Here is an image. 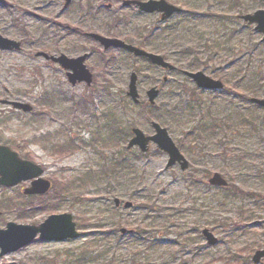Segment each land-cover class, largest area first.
<instances>
[{
	"label": "rangeland",
	"instance_id": "1",
	"mask_svg": "<svg viewBox=\"0 0 264 264\" xmlns=\"http://www.w3.org/2000/svg\"><path fill=\"white\" fill-rule=\"evenodd\" d=\"M122 1L0 0V33L22 42L19 51L0 49L2 140L44 166L52 187L56 179L104 170L80 200L56 197L50 200L55 207L25 198L18 186L0 190V205L8 208L1 227L8 221L37 225L51 214L71 212L80 232L63 241L36 238L1 257L0 264H65L84 250L96 255L81 264H256L255 252L264 249V108L243 94L255 90L258 95L250 96L264 99V41L242 16L264 9L263 0H167L182 12L166 20ZM84 32L133 44L153 40L156 50L147 49L177 68L104 49ZM40 51L88 53L93 83L72 85L67 71L38 56ZM186 71H203L222 80L224 88H198ZM133 72L144 104L149 88L159 90L151 114L125 105ZM198 93L201 106L191 117L186 108ZM8 101L27 102L33 110H17ZM204 119L210 131L196 138L198 131L190 128ZM113 121L147 135L154 134L152 121H157L188 159V169L166 168L168 155L153 143L139 158L134 157L138 147L123 152L127 143L111 137ZM67 140L74 147L57 156L52 144ZM126 151L131 166L109 172ZM216 172L227 186L210 183ZM126 202L132 206L126 208ZM123 228L143 233L142 239L121 234ZM204 229L217 244H208ZM154 234L161 246L149 247Z\"/></svg>",
	"mask_w": 264,
	"mask_h": 264
},
{
	"label": "water",
	"instance_id": "2",
	"mask_svg": "<svg viewBox=\"0 0 264 264\" xmlns=\"http://www.w3.org/2000/svg\"><path fill=\"white\" fill-rule=\"evenodd\" d=\"M72 0H65V4H70ZM264 1V0H263ZM111 3L107 4L111 7ZM124 6L136 5L142 12L145 13H161V19L166 20L174 14L182 11L181 7L174 5L167 0H124ZM242 18L250 24H256V30L263 34L264 41V9H259L252 14H245ZM89 36L103 45L105 49L118 48L125 49L133 53L136 57H145L151 63L161 66L171 71L176 69V66L166 61L165 58L155 52L145 50L135 44L128 43L118 37L104 36L99 33L90 32ZM22 42L11 39L0 33V49L2 50H20ZM38 56H43L47 60H51L59 64L67 70V76L72 85L80 82L92 84L93 73L85 64L88 53L77 57H69L64 53L59 55L49 54L47 52H38ZM185 74L192 78L199 88L218 90L224 88V83L219 79H214L203 71H186ZM138 76L135 72L131 74L128 95L135 103L140 102V93L137 87ZM149 102L155 103L159 95V90L156 86L151 87L147 91ZM251 100L264 108V99L253 97ZM6 102V101H5ZM16 109L25 112H31L33 106L27 102L9 101ZM152 126L155 129L153 135H146L140 128H133L134 135L128 143V148L138 146L141 151L146 152L150 148V142L157 144V147L168 155L166 168L180 165L182 170L189 167V161L177 146L173 138L170 136L167 128L160 123L153 121ZM45 169L28 159H22L17 152L9 146L0 144V184L6 186H14L22 181L33 180L32 185L25 189L26 194H44L51 189L52 182L44 177ZM210 183L216 186H227L228 181L225 180L218 172L210 178ZM116 205H120V200H115ZM131 202H126L125 207H131ZM1 213V212H0ZM123 233L133 232V230L121 229ZM207 239L208 244L215 245L218 239L210 232L209 229L202 231ZM80 232L77 228V223L74 221L71 212H62L49 215L40 224H23L14 221H9L5 228H0V257L11 252L18 251L29 243L33 242L37 237L46 241H63L67 239L78 238ZM264 258V249H259L253 256V262L258 264Z\"/></svg>",
	"mask_w": 264,
	"mask_h": 264
},
{
	"label": "trees",
	"instance_id": "3",
	"mask_svg": "<svg viewBox=\"0 0 264 264\" xmlns=\"http://www.w3.org/2000/svg\"><path fill=\"white\" fill-rule=\"evenodd\" d=\"M127 21V20H125ZM147 40L145 37L144 39H142V41L138 42L137 45L143 47V48H147V46L149 48H151V50H156L155 45H154V41ZM250 94H255L258 95L257 91L252 90L250 92H248L247 94H243L245 95L244 98L246 100H248L249 98H251ZM199 95V96H198ZM198 96L196 98H193L190 102H189V107L187 106V110H189L190 116L193 117L196 115V109L198 106V104H201V99L199 100V98L201 97V93H198ZM125 98V105H129V106H135L136 104H134L133 102H131L130 98L127 96V94H125L124 96ZM198 98V99H197ZM131 104V105H130ZM139 108L141 109L139 113L142 114H151L152 111L154 110V106L144 103H140ZM199 109V108H198ZM195 110V111H194ZM181 113V112H180ZM179 115V114H177ZM203 116L208 117V114H204ZM195 118V117H194ZM215 125V124H214ZM213 125V129H216L217 126ZM198 131V135H194V137H199V135H202L204 133H207L208 131H210V128L207 126V121L204 119L201 122H199V124L197 123L196 126H193L190 128V130L193 132H195L196 130ZM110 131H111V137H113L116 141H123V142H128V138L132 135V131L129 127L124 128L121 127L119 125V123L117 121H113V123L110 125ZM50 137V136H49ZM119 143V142H116ZM75 145V142L73 140H67L64 142H54L52 144V147L54 149V153L57 154V156L60 155H64L65 152L71 150ZM127 150V147H125L124 150H122L123 152ZM126 155L122 158H120L119 162L114 163V166H112L111 169H109L110 171H113V173L116 172V169H118L119 173L122 171H125L126 169H128L131 166V158L130 155H128V152L126 151ZM146 154L139 152L138 154H135L134 157L135 158H139L142 156H145ZM126 157V158H125ZM104 173V170L101 172V174ZM101 174H96V173H91V172H87L83 175H80L79 177H71L68 178L70 181L68 182H64V180H68L67 178H64V180H58L56 179V186L54 185V187H52V193H49L45 196L44 200L42 201H46V203H44L43 205H49L51 204L50 200L55 199L56 197L63 200L66 197H74L75 199L80 200L79 196H81L82 191H84L85 187L87 185H89L90 183H98V178H101ZM48 197V198H47ZM30 203V201H27ZM52 205V204H51ZM56 205H52V207H55ZM143 232L147 233L146 230H143ZM142 235L143 233H134L131 234V237H134L138 240L142 239ZM155 237V234L152 236L151 240L149 241V247L151 246H161V245H157L160 244L159 242H156L155 239H153ZM157 243V244H156ZM95 251V250H94ZM95 255H92L90 250H84L83 252H81L79 255L75 256L72 255L70 257L71 260L67 261L65 264H75L76 262H78L79 264H81L82 260H88V259H92L95 258ZM97 257V256H96ZM96 260V259H94Z\"/></svg>",
	"mask_w": 264,
	"mask_h": 264
},
{
	"label": "flooded vegetation",
	"instance_id": "4",
	"mask_svg": "<svg viewBox=\"0 0 264 264\" xmlns=\"http://www.w3.org/2000/svg\"><path fill=\"white\" fill-rule=\"evenodd\" d=\"M3 135L0 133V144L1 145H6V146H9L12 150H14V151H16L18 154H19V156L20 157H22L23 159H29V158H27V156L25 157V156H22L21 155V153L18 151V150H16L11 144V141H9V140H2L3 138ZM29 160H31V159H29ZM32 181L33 180H28V181H22L21 183H19V184H17V185H14V186H6V185H2V184H0V190H7V189H13L14 187H16V186H18V187H20L21 188V191L20 192H18L19 194H24V196H26L25 198H32V199H36V200H41L42 201V199H43V196L44 195H41V194H26L25 193V189L27 188V187H30L31 185H32ZM23 191V192H22ZM22 194V195H23ZM46 195V194H45ZM42 196V197H41ZM44 200V199H43ZM29 201V200H28ZM3 204V203H2ZM2 204L0 205V211H1V213H0V217L3 215V212H4V209H8L7 207H5V206H2ZM7 223V222H6ZM6 225V224H5ZM0 228H3V226L1 227L0 226Z\"/></svg>",
	"mask_w": 264,
	"mask_h": 264
}]
</instances>
